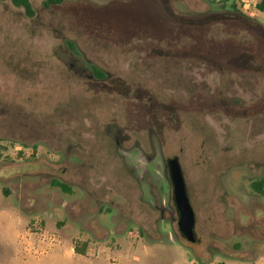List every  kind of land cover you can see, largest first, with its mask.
<instances>
[{"label":"rangeland","instance_id":"rangeland-1","mask_svg":"<svg viewBox=\"0 0 264 264\" xmlns=\"http://www.w3.org/2000/svg\"><path fill=\"white\" fill-rule=\"evenodd\" d=\"M44 1L0 0V264H264L260 0Z\"/></svg>","mask_w":264,"mask_h":264},{"label":"water","instance_id":"water-1","mask_svg":"<svg viewBox=\"0 0 264 264\" xmlns=\"http://www.w3.org/2000/svg\"><path fill=\"white\" fill-rule=\"evenodd\" d=\"M167 169L172 187V198L177 213V228L181 237L188 243L196 241L195 216L187 197L185 183L177 158L167 161Z\"/></svg>","mask_w":264,"mask_h":264},{"label":"trees","instance_id":"trees-1","mask_svg":"<svg viewBox=\"0 0 264 264\" xmlns=\"http://www.w3.org/2000/svg\"><path fill=\"white\" fill-rule=\"evenodd\" d=\"M1 1H5V0H1ZM8 1H10V3L13 6L21 8L27 17H32L33 11H32V8L30 6L29 0H8ZM62 1H64V0H45L43 2V6L49 7V6L57 5V4L61 3ZM256 8L260 12H263L264 11V0H260V2L256 5ZM95 74H96V77H102L104 75L99 70L98 71L95 70ZM50 185L53 188L59 189L64 194H70L71 193L70 188L66 184L61 183L55 179H53L50 182ZM251 188L255 194H258L259 196L264 198V177L253 182L251 185ZM86 250H87V243H82L80 247L78 246V244H74V246H73L74 254L79 255V256H85Z\"/></svg>","mask_w":264,"mask_h":264},{"label":"crops","instance_id":"crops-1","mask_svg":"<svg viewBox=\"0 0 264 264\" xmlns=\"http://www.w3.org/2000/svg\"><path fill=\"white\" fill-rule=\"evenodd\" d=\"M23 246H24L23 247L24 248L23 251H24L25 254H32L31 253L32 250L29 247L30 245L28 243L25 244L24 241H23ZM71 253H72V251H71ZM72 255H76V254L72 253ZM108 256L109 255L107 254L106 249H98V251L95 254H93L91 256V258L94 259V260H103V262H101L100 264H117L118 263V259L115 258L117 263H114L113 260H111V261L109 260ZM83 257H89V253H86V255L83 256ZM257 263H258V261H256L254 264H257Z\"/></svg>","mask_w":264,"mask_h":264},{"label":"flooded vegetation","instance_id":"flooded-vegetation-1","mask_svg":"<svg viewBox=\"0 0 264 264\" xmlns=\"http://www.w3.org/2000/svg\"><path fill=\"white\" fill-rule=\"evenodd\" d=\"M93 73H94V75L96 77L95 71ZM105 77H106V74H104L102 77H96V78L102 80V79H105ZM136 151L139 152V153H137V155H135V156H137V158L139 159L140 163L141 162L143 163V166H144L143 169L144 170L148 171V167L146 168V166H149V165H152V166L154 165L155 168H157V163H154L155 162V160H154L155 157L142 156L141 153H140V151L137 148H136Z\"/></svg>","mask_w":264,"mask_h":264}]
</instances>
